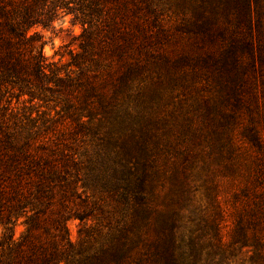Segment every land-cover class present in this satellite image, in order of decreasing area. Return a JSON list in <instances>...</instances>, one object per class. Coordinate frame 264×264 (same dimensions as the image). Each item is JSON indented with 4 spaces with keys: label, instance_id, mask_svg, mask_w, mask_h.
<instances>
[{
    "label": "trees",
    "instance_id": "obj_1",
    "mask_svg": "<svg viewBox=\"0 0 264 264\" xmlns=\"http://www.w3.org/2000/svg\"><path fill=\"white\" fill-rule=\"evenodd\" d=\"M45 7L82 25L66 64L48 61L30 32ZM263 12L264 0H0L1 81L61 102L49 123L0 124V225L8 229L0 264H229L243 248L251 264H264V183L234 195L244 204L223 241L216 186L187 183L186 172L213 150L211 131L223 121L209 112L224 114L219 104L238 98L245 71L264 62ZM188 75L221 95L205 110L188 103L168 122L154 107ZM84 142L88 156L77 150ZM201 189L207 201L198 205ZM20 216L26 229L15 241L10 223ZM71 217L80 222L78 245Z\"/></svg>",
    "mask_w": 264,
    "mask_h": 264
},
{
    "label": "rangeland",
    "instance_id": "obj_2",
    "mask_svg": "<svg viewBox=\"0 0 264 264\" xmlns=\"http://www.w3.org/2000/svg\"><path fill=\"white\" fill-rule=\"evenodd\" d=\"M165 7H168V4ZM50 8H37L38 22L30 28V32H35L41 39L42 51L48 61L66 64L70 60V50H79L78 38L82 25L75 20L72 13ZM165 17H168L166 13ZM245 73L248 77L246 80L248 85L239 84L235 88L239 97L235 99L230 95L231 97L225 104H219L220 109L225 113H219L214 109L209 112L210 117L216 115L223 121V126L218 125L220 128L218 132L211 131L213 145L211 154L208 157L194 156L192 169L186 170L192 174L188 177L187 183L216 186V197L226 215L221 229L223 241L229 239V228L232 224L231 217L234 209L244 204L243 199L236 200L234 195L245 186L264 183V179H260L261 176L264 177V62L261 65L258 63L254 71H245ZM161 92L160 108L154 107V109L157 110L156 113L159 112L160 116L166 117L168 122L173 118V113L178 114L188 103L197 100L203 109L204 107L207 109L211 103L218 101L221 95L217 85L207 86L203 80L191 75L187 76V85L179 84ZM59 101L55 94L49 92H46L42 99H30L27 93H20L17 86L0 79V124L12 130L23 131L22 128L38 126L43 121L49 123L59 116L56 114V111L61 108ZM65 125L64 120L61 127ZM251 134L261 139L260 149L249 140ZM224 137L225 145L220 147L219 139H224ZM77 150L88 156L92 152V145L84 142L78 146ZM79 190H84L87 194L92 193L89 187H80ZM98 197L101 195L96 190L94 198L98 199ZM206 201L201 189L196 193L194 203L200 205ZM101 203L107 207L108 200L104 198ZM66 224L71 241L78 245L79 220L71 217ZM10 227L13 239L18 241L26 229L24 218L18 217L10 223ZM5 231L8 229L5 230L0 225V240ZM250 253L251 250L247 248L235 249L228 262L229 264H251Z\"/></svg>",
    "mask_w": 264,
    "mask_h": 264
}]
</instances>
